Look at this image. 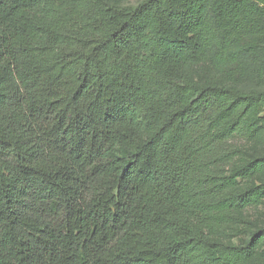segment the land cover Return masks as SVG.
<instances>
[{
	"label": "trees",
	"instance_id": "16d2710c",
	"mask_svg": "<svg viewBox=\"0 0 264 264\" xmlns=\"http://www.w3.org/2000/svg\"><path fill=\"white\" fill-rule=\"evenodd\" d=\"M263 6L0 0V264H264Z\"/></svg>",
	"mask_w": 264,
	"mask_h": 264
},
{
	"label": "rangeland",
	"instance_id": "374dc122",
	"mask_svg": "<svg viewBox=\"0 0 264 264\" xmlns=\"http://www.w3.org/2000/svg\"><path fill=\"white\" fill-rule=\"evenodd\" d=\"M140 0H122L124 4H136ZM264 8V6H263ZM249 44L235 45V49L238 51L239 65H242V71L239 74L240 83L243 87L248 89H260L262 82H264V56L261 55L257 58L251 53L252 48ZM256 61V63H255ZM204 73L209 70V64L203 66ZM206 76V75H205ZM258 114H264V102L259 105ZM233 144L240 147L244 151H264V132L259 133L253 138L236 136L232 140ZM245 217L247 219L246 224H258L264 226V200L246 209ZM244 237V236H243ZM237 238V237H236ZM235 240H239L236 239ZM264 246L262 245V248Z\"/></svg>",
	"mask_w": 264,
	"mask_h": 264
}]
</instances>
